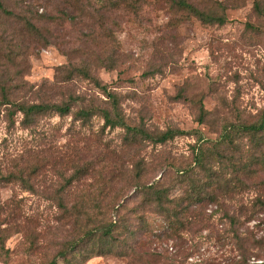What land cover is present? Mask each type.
<instances>
[{"label":"rangeland","instance_id":"1","mask_svg":"<svg viewBox=\"0 0 264 264\" xmlns=\"http://www.w3.org/2000/svg\"><path fill=\"white\" fill-rule=\"evenodd\" d=\"M1 1L12 14H0V93L26 102H59L72 94L102 104L107 98L90 79L63 80L61 67L86 66L118 94L129 125L144 124L155 136L168 128L190 133L163 144L127 146L124 130L104 127L101 117L83 125L72 113L53 114L27 129L18 113L9 129L1 106L0 176L23 171L26 183L0 180V206H19L17 215H0V264H44L61 242L82 231L63 216L60 203L77 206L87 226L108 223L115 218L112 205H124L121 211L136 230L126 238L132 245L126 257L94 256L83 264H264V246L253 240L264 237V211L251 219L240 215L244 249L231 237L235 227L226 218L253 203L255 190L220 197L221 207L205 203L201 217L174 238L154 207H137L136 189L158 181L171 188L170 196L180 195L176 173L193 164L196 132L216 139L224 121L260 116L264 0L196 1L202 7L223 2L222 25L176 21L166 1L139 3L136 11L113 10L112 0H79L82 7L77 0ZM29 23L39 35L27 30ZM201 105L208 113L199 122ZM140 162L144 170L136 178Z\"/></svg>","mask_w":264,"mask_h":264},{"label":"trees","instance_id":"2","mask_svg":"<svg viewBox=\"0 0 264 264\" xmlns=\"http://www.w3.org/2000/svg\"><path fill=\"white\" fill-rule=\"evenodd\" d=\"M161 1H166L170 11L178 15L175 18L176 21L184 17L197 19L203 24L222 25L226 22V6L223 2L217 1L214 4L208 2L202 7L198 5L197 0H112L110 7L113 10L136 11L139 3ZM77 2L80 4L79 0ZM256 7L260 11L258 4ZM0 14L2 16L12 14L5 9L1 0ZM65 15L67 18H73L70 13ZM28 29L32 33H37L35 35H39V28L33 24L29 23ZM61 69L66 74L63 80L69 81L76 76L88 78L100 89L107 100L98 104L93 99L70 94L59 102L14 101L9 96L10 92L2 90L0 108L5 106L2 114L5 117L7 128L14 127L18 113L21 115L20 125L27 129L36 126L43 116L56 114L63 117L72 113L74 120L80 121L83 125L90 123L93 117H101L104 127L122 128L124 130L123 140L127 146L148 143L163 144L174 136L190 133L178 128H168L163 134L155 136L148 132L144 124L131 126L126 122L121 111L118 94L102 85L90 74L86 66L71 65L70 67L63 66ZM207 113L208 111L201 105L198 121L202 122ZM195 137L196 141L192 145L193 164L179 169L176 173L175 184L181 187V194L170 196L171 188L163 187L158 181L142 183L136 188L141 197L137 207H154L169 224V228L166 229L168 237L181 238L180 230H188L192 226V219L201 217L200 213H203L205 203L221 207L220 197H232L251 189L255 190L256 196L253 203L249 206L241 204L237 212H234L238 215L226 214L229 224L235 227L231 232V237L240 243L244 240L243 234H238L242 225L240 215L246 214L245 219H251L257 212L264 211V109L260 116L252 122L224 121L216 139L207 138L199 132H196ZM135 166V177L138 178L144 166L141 162ZM22 172L11 171L6 175H1L0 180L26 183ZM259 176L262 179H259ZM59 205L63 216L73 218L75 222H78L79 229H83L71 239L61 242L53 256L44 264H83L94 256L113 254L126 257L132 251V245H126V238L131 237L136 230L126 219L125 211H121L124 205L113 204L110 208L112 213L108 211L111 217L114 211L115 218H111L108 223L97 221L91 226L82 224L77 206L67 207L63 203ZM18 209L17 205L9 210H4L0 206V215L2 211L7 217L17 215ZM136 210L137 208L131 212L134 214ZM253 240L258 246H264V237ZM240 248H243L242 244Z\"/></svg>","mask_w":264,"mask_h":264}]
</instances>
